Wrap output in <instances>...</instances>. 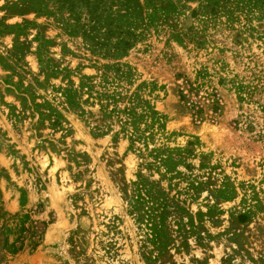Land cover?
I'll use <instances>...</instances> for the list:
<instances>
[{
    "label": "rangeland",
    "instance_id": "374dc122",
    "mask_svg": "<svg viewBox=\"0 0 264 264\" xmlns=\"http://www.w3.org/2000/svg\"><path fill=\"white\" fill-rule=\"evenodd\" d=\"M0 264H264V0H0Z\"/></svg>",
    "mask_w": 264,
    "mask_h": 264
}]
</instances>
